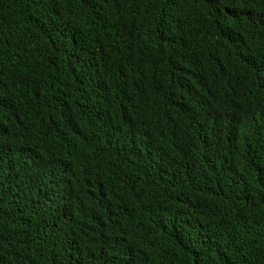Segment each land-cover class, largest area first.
<instances>
[{
	"label": "trees",
	"instance_id": "trees-1",
	"mask_svg": "<svg viewBox=\"0 0 264 264\" xmlns=\"http://www.w3.org/2000/svg\"><path fill=\"white\" fill-rule=\"evenodd\" d=\"M0 264H264V0H0Z\"/></svg>",
	"mask_w": 264,
	"mask_h": 264
}]
</instances>
